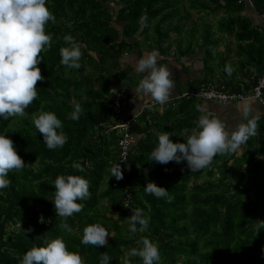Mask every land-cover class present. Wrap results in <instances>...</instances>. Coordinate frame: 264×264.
Returning a JSON list of instances; mask_svg holds the SVG:
<instances>
[{
	"label": "trees",
	"instance_id": "16d2710c",
	"mask_svg": "<svg viewBox=\"0 0 264 264\" xmlns=\"http://www.w3.org/2000/svg\"><path fill=\"white\" fill-rule=\"evenodd\" d=\"M253 2L262 10L264 0ZM49 7L55 22L46 25L51 47L40 53L45 79L37 81L38 95L23 116L0 119V132L8 133L25 161L22 169L8 173L11 184L0 190V264H18L27 249L58 235L69 249L79 251L86 264H99L104 252L112 257L110 264H123L125 253L139 247L137 240L142 236L158 244L160 264H264V228L258 234L254 230L257 220L264 219V116L257 120L255 134L236 152L218 154L207 167L192 172L186 161L161 164L148 157L159 132L170 131L173 141L184 140L179 133L196 126L202 115L196 107L200 101H170L161 112L145 108L132 125L139 140L128 160L121 163L123 179L109 178L111 167L119 162L118 137L109 126L112 96L140 78L131 73L132 68L121 67L125 52L135 48L141 54L140 39L153 34V45L166 53L165 40L171 33L185 31L189 18L185 9L222 13L218 29L234 35L238 42H247L241 46L255 52V67L261 73L264 26L253 27L242 15L245 2L50 0ZM197 33L196 25L189 28L188 45L181 55L194 51ZM209 34L204 28L202 36L207 37L199 46L211 42ZM68 36L81 45L79 69L60 62L59 50ZM74 101L83 108L79 120L68 118ZM43 110L54 111L62 120L67 141L60 148H47L32 122ZM73 161L80 162L85 171L76 173ZM69 173L89 179L90 196L82 201L80 212L62 218L55 212L52 183L57 175ZM149 181L167 188L172 199L146 193L144 186ZM132 208L143 209L149 219L147 228L135 233L129 231ZM62 222L72 231L61 229ZM92 223L102 224L111 233L107 245L81 243L84 227ZM128 259L130 264H142L139 257Z\"/></svg>",
	"mask_w": 264,
	"mask_h": 264
},
{
	"label": "clouds",
	"instance_id": "9594fccd",
	"mask_svg": "<svg viewBox=\"0 0 264 264\" xmlns=\"http://www.w3.org/2000/svg\"><path fill=\"white\" fill-rule=\"evenodd\" d=\"M50 0H0V119L23 116L25 109L38 95L37 81H43L40 62L42 51L51 47L52 36L46 31L49 21L55 22V15L51 11ZM61 64L70 69L81 67V45L73 37L65 38V45L60 48ZM158 52H151L142 56L136 65V71L146 73L135 87L136 92L150 94L153 100L165 104L171 97L174 88L171 69L168 65L157 63ZM230 75L232 69L225 67ZM197 110L202 113L196 126L185 128L179 135L183 141H173L170 131L159 132L156 146L149 154V161L167 164L170 161L180 163L186 161L192 172L207 167L216 155L236 152L257 128L258 117L251 115V109L245 107L241 113L242 122L234 129H228L219 117L206 112L201 105ZM83 108L79 102H72V111L68 118L79 120ZM33 124L37 132L43 135L47 148L62 147L67 136L62 131V120L54 111L43 110L33 116ZM25 161L19 155L14 141L6 132H0V190L10 186L8 173L20 170ZM71 167L76 173H83L84 166L73 161ZM69 173L59 174L52 183L55 188L54 208L56 215L62 218L72 216L83 208L82 201L90 196V181L83 175ZM120 161L110 169V177L117 181L123 179ZM146 193L157 198L172 199L167 188L149 181L144 186ZM128 207V204H124ZM44 221V217H40ZM148 217L141 208H132L129 215V231L137 232L147 228ZM138 226H140L138 228ZM61 229L71 232L67 222L60 224ZM264 228V219L257 220L254 230L258 234ZM111 233L100 223L86 225L81 237L82 244L102 246L108 244ZM139 247H133L125 253L123 264H130L129 256L139 257L142 264H160L161 254L156 242L147 236L137 240ZM111 256L104 252L99 264H110ZM18 264H86L79 251L71 250L62 235L46 238L42 245L27 249Z\"/></svg>",
	"mask_w": 264,
	"mask_h": 264
},
{
	"label": "crops",
	"instance_id": "0c3cea01",
	"mask_svg": "<svg viewBox=\"0 0 264 264\" xmlns=\"http://www.w3.org/2000/svg\"><path fill=\"white\" fill-rule=\"evenodd\" d=\"M244 2L245 8L242 11V15L251 20V25L253 27L264 26V6L262 10H258L255 7L254 2ZM185 10L186 13L188 12L189 18L185 21V31L181 34L184 36L183 42L181 41V38H179L181 36H178L177 33H171L169 37L171 38V41H169V38L165 40L164 46L166 48V53L163 54L153 45V42L143 43L144 39L142 37L139 46L141 54L135 48H131L128 49L120 59V65L122 68L130 67L132 68V74H138L140 76V78L137 79L138 84L139 80L146 75V73L135 70L138 60L152 50H156L158 52L157 63L169 66L174 81V88L171 97L165 104L156 102L152 99L150 94H145L139 91L136 92L135 87L137 84L121 86L117 90L121 91L123 94L125 111L127 114H139L145 108L161 112L170 101L178 102L175 99L178 94L197 89L205 84L206 80H209V82L223 81L230 83L231 85H236L237 87L240 86V89H243L250 87L259 76L260 70L258 67H255L256 65L254 62L255 52L249 48L243 49V46H241H245L247 42H238L234 35L223 33L218 29L217 21L223 17L224 14H206L204 11L198 12L196 9ZM201 14L206 15V17L208 16V18L212 17L213 20L211 23L209 20L207 21L204 17H201ZM197 15H199L200 21L198 23H191L190 21H192L193 16ZM215 17H217V20H214ZM188 22L190 23L187 24ZM194 25L197 26L199 31V34L197 33L193 40L194 51L191 54L181 55L182 49H185L188 45L187 32L189 28ZM204 28L209 29V38L211 39V42L208 41L210 43L203 48L199 45H202L201 43H203L204 40L203 37L206 36H202ZM209 38L206 40H209ZM173 42H175L178 49V54H175V51L172 50L174 49ZM111 63V65L116 64L115 62ZM226 65L230 66L232 69L230 75L225 71ZM196 100L200 101L201 106L206 112H209L224 121L230 130L234 129L242 122L241 113L245 107H249L252 110L251 115L258 117L257 120L264 116L263 106L253 99L223 104L216 103L213 100H200L197 98ZM259 122L260 121L257 123L260 124ZM244 144H242L240 148Z\"/></svg>",
	"mask_w": 264,
	"mask_h": 264
},
{
	"label": "built area",
	"instance_id": "2783aa9c",
	"mask_svg": "<svg viewBox=\"0 0 264 264\" xmlns=\"http://www.w3.org/2000/svg\"><path fill=\"white\" fill-rule=\"evenodd\" d=\"M243 1L253 3V0H239V2ZM188 98L213 100L219 104L253 99L264 108V67L248 88L236 89L226 82L218 81L203 84L197 89L182 92L175 97L177 101ZM112 112V121L109 126L118 137V157L120 163H124L128 160L139 140V135L132 130V125L137 121L139 114L126 113L123 94L119 90H115L112 96Z\"/></svg>",
	"mask_w": 264,
	"mask_h": 264
},
{
	"label": "rangeland",
	"instance_id": "374dc122",
	"mask_svg": "<svg viewBox=\"0 0 264 264\" xmlns=\"http://www.w3.org/2000/svg\"><path fill=\"white\" fill-rule=\"evenodd\" d=\"M202 16L201 17H204V19H206L207 21L209 20L210 21V23H211V21L213 20L212 19V17L209 19L208 18V16L206 17V15H204V14H201ZM205 20V21H206ZM214 20H217V17H215L214 18ZM200 20H199V15H197V16H193V19H192V21H190L191 23H198ZM204 21V20H203ZM176 22V21H175ZM190 22H188L187 24H189ZM171 23H173V22H171ZM201 29H202V27H201ZM188 30V29H187ZM200 30V29H199ZM182 34V33H181ZM181 34H179L178 36H181V37H179V38H181V41L183 42V35H181ZM198 34H199V31H198ZM152 38H153V34H151L150 36L149 35H144L143 36V43H147V42H153L152 41ZM169 41H171V38H169ZM173 47H174V49H172V50H174L175 51V54H178V49H177V47H176V45H175V42H173ZM33 165H35V164H33Z\"/></svg>",
	"mask_w": 264,
	"mask_h": 264
}]
</instances>
